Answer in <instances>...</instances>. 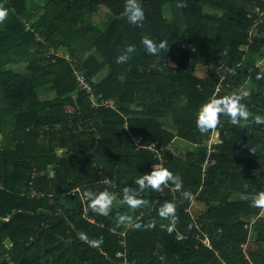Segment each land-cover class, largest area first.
I'll return each instance as SVG.
<instances>
[{
	"label": "trees",
	"instance_id": "trees-1",
	"mask_svg": "<svg viewBox=\"0 0 264 264\" xmlns=\"http://www.w3.org/2000/svg\"><path fill=\"white\" fill-rule=\"evenodd\" d=\"M139 3L138 27L126 0H0V264H264V207L252 206L264 192V0ZM145 36L167 47L150 55ZM245 92L247 123L199 131L201 105ZM154 166L182 187L140 191ZM125 188L148 203L130 210ZM85 190L114 195L106 215ZM165 202L174 222L158 215Z\"/></svg>",
	"mask_w": 264,
	"mask_h": 264
},
{
	"label": "clouds",
	"instance_id": "clouds-1",
	"mask_svg": "<svg viewBox=\"0 0 264 264\" xmlns=\"http://www.w3.org/2000/svg\"><path fill=\"white\" fill-rule=\"evenodd\" d=\"M185 5L183 3H178L177 7L183 8ZM128 23L141 26L145 20V11L142 8L139 0H126L123 13ZM7 15V10L0 9V21H3ZM141 43L143 44L146 52L153 56H159L161 50L167 47L166 42L161 41L159 43L154 42L149 37L145 36L142 38ZM136 46L134 44H129L126 46L122 54L118 55L116 58L117 63H124L130 59V54L134 53ZM256 79H264V71L258 72L256 74ZM247 95V92L243 94H233L230 96H225L222 98H210L209 101L199 108L196 117V127L201 133H205L210 129L217 127L219 121L223 117H227L230 123L234 125H242L248 122L249 112L242 99ZM256 124H264V118L257 116L254 118ZM171 182L177 189L182 187V181L178 175H174L172 171L168 168L155 167L150 173L143 174L134 180V183L139 185V190L143 191L146 188H151L153 190L159 191L161 185L168 186ZM84 198L88 201V206L98 211L99 214L106 215L113 205L115 199L114 195L109 191L95 192L92 190H85ZM182 198L191 201L193 199V194L189 191H183L181 193ZM121 203L126 204L130 210H135L141 205L147 204L148 201L138 198V193L130 191L128 188L124 189V194ZM253 207H264V192L257 194V198L252 201ZM158 215L164 219H171L173 222L176 219V206L172 202H165L159 209ZM125 221L130 222L131 217L120 216L118 223H123ZM155 226V221H150L145 227L152 228ZM134 227H141V225L136 224ZM161 228H166V230L171 233L174 230V223L169 225H160ZM181 236L177 233V239Z\"/></svg>",
	"mask_w": 264,
	"mask_h": 264
},
{
	"label": "built area",
	"instance_id": "built-area-1",
	"mask_svg": "<svg viewBox=\"0 0 264 264\" xmlns=\"http://www.w3.org/2000/svg\"><path fill=\"white\" fill-rule=\"evenodd\" d=\"M75 74H76V76H77V79H78V81H79V83H80L81 88H82L83 90H87V92H90L89 84H88L87 82H85L84 78L81 77V75L79 74V72H75ZM219 91H220V89L217 88V92H219ZM93 104L97 106L96 103H93ZM102 105H105V106H107V107H108V106H109V107H113V103H112L111 101H110V102H103ZM99 106H100V105H99ZM123 126L126 128V127H127V123L123 124ZM214 135H215V133L213 132V133L210 135L209 139L206 141V143H208L207 147H208L209 152H211V147H212V144H213V143L210 142V140H211V138H212ZM148 150L151 151L152 153L156 154V155H159V154H160V151L158 150L156 144H153V145L149 146V147H148ZM159 157H160V156H159ZM160 158H161V157H160ZM160 161L162 162V159H161ZM162 165H163V164H162ZM203 242H204L205 245H207L208 247H210V244H209V242H208L207 239H205ZM117 256H118V257H121L122 254H118Z\"/></svg>",
	"mask_w": 264,
	"mask_h": 264
},
{
	"label": "rangeland",
	"instance_id": "rangeland-1",
	"mask_svg": "<svg viewBox=\"0 0 264 264\" xmlns=\"http://www.w3.org/2000/svg\"><path fill=\"white\" fill-rule=\"evenodd\" d=\"M104 18H105V12L101 11V13L98 15V17H96V23H102L104 21ZM258 64H259V66H263L264 67V62H258ZM246 87L248 88L249 85H247ZM210 142L211 143H215L216 142V134L211 138ZM176 143H178V141ZM206 144L208 145V143H206ZM179 147H180V151H185L184 147H182L181 144L179 145ZM204 208L205 207H204L203 204H197L195 206V208H193V213L196 214L197 211H202V210H204ZM260 216L264 217V211L261 213Z\"/></svg>",
	"mask_w": 264,
	"mask_h": 264
},
{
	"label": "crops",
	"instance_id": "crops-1",
	"mask_svg": "<svg viewBox=\"0 0 264 264\" xmlns=\"http://www.w3.org/2000/svg\"><path fill=\"white\" fill-rule=\"evenodd\" d=\"M179 142V141H178ZM179 144V143H178ZM190 171L192 172V173H194V174H196V175H201V172H202V168L200 169V167H192L191 169H190ZM197 204H201V203H193V208H195V206L197 205ZM197 214L198 213H200L199 211H197L196 212Z\"/></svg>",
	"mask_w": 264,
	"mask_h": 264
}]
</instances>
